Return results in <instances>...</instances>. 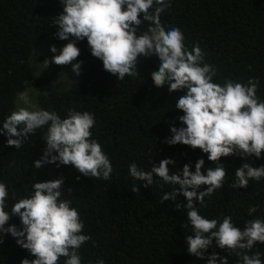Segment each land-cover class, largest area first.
<instances>
[{
    "label": "trees",
    "instance_id": "trees-1",
    "mask_svg": "<svg viewBox=\"0 0 264 264\" xmlns=\"http://www.w3.org/2000/svg\"><path fill=\"white\" fill-rule=\"evenodd\" d=\"M170 3L171 8L161 15L162 23L180 28L189 49L195 44L201 46L205 63L217 70L214 82L222 85L231 79L246 83L258 78L257 96L264 101V0H170ZM62 12L60 0H0V128L3 119L14 110L17 93L32 81L38 91L39 108L55 111L61 118L67 117L69 109L94 114L92 139L109 156L113 172L105 181L84 177L71 165L47 164L35 169L34 162L46 148L42 136L47 126L29 134L19 149L8 147L7 136L0 134V182L9 190L7 210L32 194L33 183L62 177V198L71 200V206L84 222L83 234L91 237L79 249L82 264H97L101 259L105 264H207V257L213 252L226 257L229 264H237L238 257L217 247L215 241L205 259L189 255L185 237L192 234V227L187 210H177L172 201L160 203L163 194L178 186L164 184L154 176L153 185L145 188V182L136 181L129 174L128 166L133 162L150 170L152 164L158 165L166 158L175 161L168 166L172 172L182 171L185 164L194 172L195 163L201 158L205 161L202 168L205 174L208 168L215 167L201 150L165 142L171 136V126L186 127L178 119L183 112L175 108L185 92L169 93L167 85L162 88L154 85L150 74L158 71L157 57L140 58L137 65L140 77L126 75L117 80L103 69L101 60L91 55L85 39L76 43L80 49L76 63L83 62L81 74L67 89L53 90L60 77L58 66L44 76L32 73V50L47 38L61 41L52 19ZM147 27L141 26L142 30ZM220 163L227 170L224 186L205 197L203 204L197 202L200 214L221 222L223 217L231 216L240 228L254 218L264 219V178L258 182L250 180L247 188L229 187L235 180L236 169L244 163L264 166V153L259 159L222 157ZM135 184L138 193L132 192ZM206 188L201 186L198 191ZM68 189L73 190L71 195ZM176 203H186V199L178 196ZM253 206L257 211L249 215L248 209ZM13 224L21 227L19 217H13L6 227ZM3 239L0 264H21L24 258H35L18 246L10 234ZM256 252H261L264 261V244L257 243L247 254Z\"/></svg>",
    "mask_w": 264,
    "mask_h": 264
},
{
    "label": "clouds",
    "instance_id": "clouds-1",
    "mask_svg": "<svg viewBox=\"0 0 264 264\" xmlns=\"http://www.w3.org/2000/svg\"><path fill=\"white\" fill-rule=\"evenodd\" d=\"M63 12L52 19L58 26L56 36L64 45L59 54L55 46L51 60L43 63L49 66L72 65L76 76L81 74V64H73L80 55L77 41L87 40L91 55L102 61L103 69L117 80L125 76L140 77L137 65L141 57H157L158 71H153L151 79L157 88L168 86L169 93L184 91L175 105L183 112L179 122L186 127H170L171 136L166 139L170 146L182 144L191 149H199L207 154L215 167L202 172L205 161L195 163V171L185 164L182 171L172 172L170 158L152 164L150 170L139 167L135 162L129 167L130 176L145 182L148 188L154 183V176L171 186L172 191L160 199L172 201L177 210H187V220L192 234L185 237L189 255L203 260L205 253L213 245L238 257L237 264H264L261 252L248 255L254 245L264 244V219L254 218L243 228L236 226L231 216L207 219L200 214L197 206L203 204L216 189L224 186L226 168L220 163L222 157L261 158L264 153V101L257 96L259 79H249L246 83L226 79L221 85L214 82L217 70L205 63V52L199 44L189 49L180 28L165 26L161 15L171 8L170 0H60ZM142 16V19H141ZM148 27L142 30L141 26ZM70 38H74L71 39ZM73 82V81H72ZM75 83V82H73ZM25 106L18 107L3 119L0 134L7 136V146L15 149L38 129L46 128L42 139L46 148L42 157L33 164L41 169L47 164L73 166L88 178L109 180L113 166L101 144L92 139V129L96 124L94 114L69 109L66 118L57 112L39 108L27 92L19 94ZM15 137V138H13ZM151 163V161H150ZM232 189L247 188L249 181L264 178V166L253 167L244 163L235 171ZM79 179V177L77 178ZM64 179L58 178L32 184V194L15 202L8 211L9 190L0 182V244L4 236L10 234L22 249L27 250L32 260L22 259L21 264H82L79 249L91 239L83 234L84 222L78 210L71 206V200L62 198ZM207 186L205 191H198ZM72 189H68L71 195ZM133 193H138L137 184ZM186 203H176L178 196ZM257 211L248 209L252 215ZM13 217H19L21 227L9 224ZM184 228L186 227L183 225ZM229 264L215 252L207 257V264ZM97 264H105L101 259Z\"/></svg>",
    "mask_w": 264,
    "mask_h": 264
},
{
    "label": "rangeland",
    "instance_id": "rangeland-1",
    "mask_svg": "<svg viewBox=\"0 0 264 264\" xmlns=\"http://www.w3.org/2000/svg\"><path fill=\"white\" fill-rule=\"evenodd\" d=\"M72 38H70L71 40ZM68 42L70 41H60V42H55L53 41L51 38H47L45 40H43L39 45H37L33 50H32V55L30 58L31 61V71L35 76H44L46 74H48L53 68H55L54 63L49 64V66L47 67V65L45 63H43L45 60H51L52 56L54 55L51 51H50V47L51 46H55L57 48V53H55L56 55L59 54L60 49L66 45ZM76 61H73V64H75ZM59 68V72H60V77L57 80L53 90L54 91H62L65 90L69 87L70 83L77 77L73 71H72V65H66V66H58ZM21 92H27L29 95L30 100L35 103L38 107H39V103L37 100V96H38V91L36 90V88H34V84L32 81H29L27 83V85L25 86V88L18 92L15 100H14V110H16L18 107H22L25 106L23 104L22 101L19 100V94ZM13 110V111H14Z\"/></svg>",
    "mask_w": 264,
    "mask_h": 264
}]
</instances>
